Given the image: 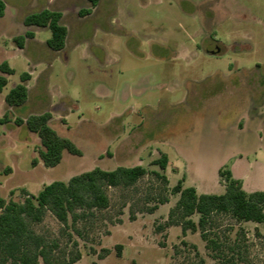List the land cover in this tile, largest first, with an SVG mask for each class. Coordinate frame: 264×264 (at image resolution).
I'll list each match as a JSON object with an SVG mask.
<instances>
[{"label":"rangeland","instance_id":"obj_1","mask_svg":"<svg viewBox=\"0 0 264 264\" xmlns=\"http://www.w3.org/2000/svg\"><path fill=\"white\" fill-rule=\"evenodd\" d=\"M3 1L0 65L7 61L15 74L0 94V199L24 201L23 189L39 192L97 167L142 166L146 177L109 189L111 208L75 231L63 233L51 214L34 229L67 251L71 233L82 254L76 264H219L199 231L166 225L179 200L171 190L186 175L187 187L195 180L202 193L224 194L225 168L247 191H264V0H101L85 15L87 0ZM44 9L63 14L62 51L47 46L48 28L24 24ZM28 32L35 37L20 49L16 38ZM24 73L32 77L29 100L9 107ZM46 111L82 157L65 152L55 168L33 164L40 139L15 120ZM163 153L180 169H169L167 186L153 175L163 173L153 164ZM159 194L169 203L143 212ZM210 231L226 253L240 245L239 264H264L263 224L217 215Z\"/></svg>","mask_w":264,"mask_h":264},{"label":"trees","instance_id":"obj_2","mask_svg":"<svg viewBox=\"0 0 264 264\" xmlns=\"http://www.w3.org/2000/svg\"><path fill=\"white\" fill-rule=\"evenodd\" d=\"M87 1L90 8L83 12L84 15L91 14L101 0ZM5 13L6 3L0 0V19ZM62 18L63 14L59 11L44 9L26 16L24 24L27 27L48 28L52 32V37L46 44L51 50L59 52L66 47L69 35L68 28L62 24ZM34 37V33L28 32L25 36L16 38L18 47L24 49V40ZM14 74L15 70L7 61L0 65V94L9 83L8 77ZM31 79L30 73L21 75L22 83L15 86L6 97V104L9 107L17 108L27 103L28 82ZM52 120L53 115L49 111L15 120L17 126H26L40 139L39 158L33 161L35 166L41 161L46 168H55L62 162L65 152L83 156L82 150L72 140L59 135L52 127ZM153 164L163 172L155 171L153 175L167 186L169 180L165 172L169 166L168 155L163 153ZM148 174L147 169L142 166L118 167L113 171L97 167L72 177L68 182L55 181L45 185L37 196L23 190L24 201L1 199L0 264L78 263L82 259V254L71 233L68 237L72 241L73 249L67 251L62 248L58 239H49L36 232L34 226L42 224L47 215L51 214L63 226V233L68 231L67 229L75 231L81 219L111 208L109 189L134 188ZM219 177L225 186V193L221 195L198 194L195 188H185L183 181L178 182L171 192L173 195H179V200L171 209L166 225L180 226L184 235L188 231L193 233L199 231L219 264H239L242 258L238 243L230 246L229 253H226L225 245L220 239L210 238L214 216L229 215L239 222L264 225V191L247 192L243 182L225 168L219 170ZM155 200L156 204L153 207H146L143 212L153 214L160 205L170 201L161 194ZM195 215H199L198 223L192 219ZM192 248L198 251L196 246L193 245ZM117 249L120 256L123 248L118 246ZM203 263L204 261H201L200 264Z\"/></svg>","mask_w":264,"mask_h":264},{"label":"crops","instance_id":"obj_3","mask_svg":"<svg viewBox=\"0 0 264 264\" xmlns=\"http://www.w3.org/2000/svg\"><path fill=\"white\" fill-rule=\"evenodd\" d=\"M28 89H29V93H30V87H29V85H28ZM30 95V94H29ZM28 100H29V98H28ZM26 119V118H25ZM250 119H251V117H249L248 118V121H250ZM244 122V121H243ZM166 154V153H165ZM168 155V154H167ZM169 157V156H168ZM39 164H42V162H40ZM172 166H174V165H172V162H171V160H170V157H169V166H168V169H167V176H168V179H169V181H170V173H169V169L170 168H172ZM175 167V166H174ZM175 168H177L178 170H179V172L176 174V175H179L180 174V169L178 168V167H175ZM234 175V174H233ZM235 177V176H234ZM236 178V177H235ZM238 179V178H237ZM239 180H241L242 182H243V185H244V189L246 190V183H245V181L244 180H242V179H239ZM180 181H183V184H184V187L185 188H189V187H187L186 186V181H187V176L185 175ZM179 181V182H180ZM195 181V180H194ZM191 182L192 183V186H190V187H193V188H195L196 190H197V192H198V194H206V193H202V191H201V187H202V185L199 183V186L197 185V183L195 184V182ZM171 183V182H170ZM201 186V187H200ZM23 190H26L29 194H31V195H35V196H37L41 191H39V192H31V191H29V190H27V189H23ZM247 191V190H246ZM247 192H249V191H247ZM253 192H256V191H253ZM249 193H251V192H249ZM3 199V198H2ZM1 200V199H0ZM5 200V199H4Z\"/></svg>","mask_w":264,"mask_h":264}]
</instances>
